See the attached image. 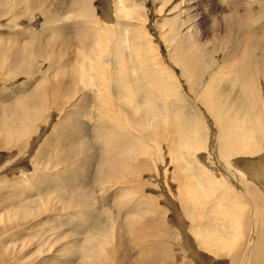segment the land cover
<instances>
[{
	"label": "bare ground",
	"instance_id": "obj_1",
	"mask_svg": "<svg viewBox=\"0 0 264 264\" xmlns=\"http://www.w3.org/2000/svg\"><path fill=\"white\" fill-rule=\"evenodd\" d=\"M45 1L48 0H0V20L7 18L6 22L0 24V28L13 26L11 31L7 30L10 34L0 38V97L10 96L6 103L2 104L0 101V152L6 154L0 155V264H62L64 259L68 258V248L73 253H78L83 244L88 247V253L79 252L80 258L74 264H264V87L260 86L259 92L254 91V95H251L256 96L259 103H263L261 111L260 108L253 109L256 115L249 118L250 113H243L246 109L242 107L246 105L247 100V104L250 102V96L246 92L249 88L247 86L250 85V89L254 90L257 77L264 84V26L250 22L254 17L253 14L252 18V15L249 16L250 6L239 5L240 0L238 3L233 0L232 6L224 8L220 21L215 22L214 17V20L210 19V22L215 23L211 36H203L202 40L195 38L199 41L195 47L192 46V40V44H189L186 38L179 40L173 46L168 59L187 79L189 78L188 85H185L187 92L192 94L197 88L193 97L191 96L194 103H197L196 106L202 108L205 114H216L211 119L216 128V156L219 149L225 165L223 170L220 167L225 176L222 178L235 181L233 185L230 184L231 181L228 185L224 183L225 187L220 191L219 188L200 181L197 172L194 173L195 167L200 165L202 160L201 156L200 160L195 157L200 151L195 146L199 127H192L188 121L186 136L189 137L183 138L180 134L184 130L179 124L186 121V118L179 116V105L177 111H173L164 97L167 94L176 97L172 94L176 88L172 83L161 88L157 67L152 70L153 66H149L157 57L152 58L153 54L152 59L150 56L146 57L150 50L145 53L146 59L143 61L139 52L137 55L133 54V58L129 54L126 55L129 56L128 67L133 63L131 57L135 70L130 69L143 74L141 79L146 84L141 89L145 96L136 106L133 99L137 97L133 88V75L131 76L129 68L127 74L121 73L122 56L114 54L111 49L112 42L120 41L115 39V36L113 39L109 37L118 32L114 28L117 24L111 26L110 17L108 18L111 8L106 7L105 12H102L110 27L94 31L87 29L90 33L77 39L84 54L83 59L88 62L89 72L84 73L82 64L85 61L78 64V70L76 65L70 62L72 59L58 62L47 56L49 51L60 55L62 46H73L69 43L73 37L69 36V28L74 25L64 23L68 29L63 30L60 35L65 34L66 40L59 38L61 41L56 42V39L51 46L47 45L49 41L41 43L34 39L48 36L42 37L41 34L52 26L50 6ZM53 1L55 3L50 4L54 5L52 9L55 12L64 9V5L58 4L61 0ZM83 2L87 4L89 0H69V3L66 1L69 4V12L72 13L77 7L79 9V6L81 8ZM244 2L246 1L242 3ZM14 3L19 6V10L10 7ZM118 4L123 2L118 0ZM106 5H109L108 0ZM123 7L120 8L121 14L129 17L131 13L123 11ZM86 10L84 12L88 14L89 9ZM90 14L88 16L92 15ZM39 17L41 20L37 19ZM19 19L22 20L18 21ZM260 20L257 22H261ZM32 28L40 31L32 32ZM103 30H107V33L102 35ZM12 36L14 41L5 38ZM126 39L127 37L124 44L127 43ZM211 45H217L216 51L222 47L223 55H218L220 60L216 59V62L215 59L209 58L214 62L215 73L209 75L210 68H202V74H205L202 80L199 78L201 82H197V76L201 72L198 71L195 57L210 52L214 54V48L212 51H206ZM74 48L76 47L73 46L72 53L76 51ZM104 55H112L111 59L116 56L121 62L114 61V65L108 64L105 70L102 62L100 63L102 58L105 59ZM46 62L48 67L44 70L38 68L45 66ZM67 68L70 70L67 71ZM73 70L75 74H71ZM113 70L116 77L112 73ZM18 74L24 77V82L10 87L12 79H16ZM122 75L127 78L124 80ZM114 78L121 82L114 81ZM74 79H79L84 85L87 83L84 89L95 92L79 94ZM231 79L240 80L227 83ZM221 85L227 86L223 87L227 91L221 93ZM134 86L136 87V84ZM188 88L191 90L188 91ZM18 90L20 92L13 93ZM162 93L163 97L160 99ZM112 94H123L122 100L117 99V95L112 97ZM151 97H157V102L165 112L157 119V124L166 129L165 131H150V126L154 125L152 123L156 122L159 115L158 103H152L149 100ZM178 101L184 102L177 97ZM237 104L240 108L236 107ZM85 105L96 109L97 115L93 125L79 119L86 108ZM236 110H241L242 119V115L237 116ZM256 110H259L258 113ZM169 113L171 114L168 117L166 114ZM70 120H75L76 123L74 121L71 124ZM246 123L249 125L244 126ZM129 129H132V134L128 132ZM168 131L172 139L167 141ZM94 135L97 138L91 141L89 138L95 139ZM164 143L167 144V152L160 156V145ZM151 144L158 156L151 152ZM86 145L91 147L92 154L88 151L87 155L83 153ZM76 152L84 154L78 158V163L73 158ZM190 157H194L195 161ZM25 161L26 168L21 165ZM190 161L194 163V168ZM15 163L22 167L17 169ZM241 163L252 165L242 166ZM95 164V174L98 172L99 179L92 195L86 187H70V183L77 182L79 177L82 179L90 174L95 175L92 173ZM230 166L232 168L228 170ZM12 167L16 169L13 170ZM215 177L207 180L216 183ZM66 180L68 182H64ZM6 182L10 183L9 186ZM85 185L87 186V183ZM117 186L119 188L116 189ZM58 189H62V192L56 191ZM105 189L107 190L104 191ZM216 190L220 191L221 196ZM16 200L25 204L18 207ZM105 207L112 210L110 221L105 216L106 231L96 234L94 242L82 241L80 237L86 236H83L84 230L79 222L85 216L84 212L93 213L97 218ZM68 220L72 221L69 230L61 227ZM62 251L68 254H61ZM82 253L86 254L85 258H82Z\"/></svg>",
	"mask_w": 264,
	"mask_h": 264
},
{
	"label": "rangeland",
	"instance_id": "obj_2",
	"mask_svg": "<svg viewBox=\"0 0 264 264\" xmlns=\"http://www.w3.org/2000/svg\"><path fill=\"white\" fill-rule=\"evenodd\" d=\"M61 1H63V3L61 2ZM58 4L59 5H61V6H63V10H61L60 9V11H58V12H55V10L54 9H52L53 8V6L51 5L52 3L54 4L55 2L53 1V0H48V1H45V3H47L50 7V9H49V11H51V12H49V16L51 17V19H50V23L52 24V26L50 25V30H48V31H46V32H44V33H42L41 34V36L42 35H44V36H46V35H48V36H46V37H44V38H34V39H36V42H41V43H47V41H49V43L47 44V45H49V46H51L53 43L52 42H55L56 41V39H57V41L56 42H60L61 40L60 39H62V40H64L63 38H65V40H66V36H65V34H62V35H60L61 33H63V30H65V31H67V29L68 28H65V25H64V23H70V25H74L73 27H71V28H69L70 29V31H69V36L70 37H72V39L69 41V43L71 44V45H73L74 47H76V48H74V49H76V51L74 52V53H72L73 52V46H69V47H64V46H62V49L59 51V53H60V55L59 54H55V53H53L52 54V52L50 53V51H49V53H48V57H51L50 59H52V60H54L55 61V59L56 60H58V62H67L68 60L70 61L71 59H72V61H70V62H72V64H75L76 65V67L78 68V70H80V66L78 65V64H80V63H83L82 61H85L84 59H83V51H81V49H80V47H79V45H78V43H77V39L80 37V36H84V37H86L87 36V34L86 33H90V32H88V30L90 29V30H92V31H94L95 29L96 30H98L99 28L100 29H107L108 27H110L109 25H107V23L105 22L106 20H105V17H103V14H102V12L104 11L105 12V8L107 7V9H110V14H109V10L107 11V9H106V11L108 12V18L110 17V19H109V21L111 20V26H113V25H115V24H117V25H115L114 26V28H116V31H118V32H114L113 33V31H112V33L113 34H111V35H109V37H110V39H113L114 38V36H115V39H117L119 42L117 43L116 41H114V42H112V44H111V49H112V52H114V54H121V56L122 57H120V59H121V61L118 59V58H116V56L113 58V59H111V57H112V55H110L109 57H107L106 55H104V56H106L105 57V59L104 58H102L103 59V61H100V63L105 67V70H106V66H109V65H111V64H113L114 65V61H120L121 63H120V65L122 66V70H121V73L122 74H127V68H129V71H130V73H131V76H132V78H133V88L135 89V92H136V94H137V97L136 98H133L134 99V104L137 106V104H139L142 100H143V96H145V94H143L142 92H141V89H142V87L144 86V81L141 79L142 78V76L141 75H143V74H141V73H139L137 70H136V72L135 71H133L132 69H130V68H133L134 70H135V68H134V60L132 59L133 58V54L134 55H137V52H139L140 53V56H141V60L143 61L144 59H146V57H149L150 56V59H152V58H154L155 56L157 57V60H152L151 62H150V64L151 65H149L150 67H152V70H153V68L155 69V66L157 67V78L160 80V84H161V88H163V87H167V86H169V85H171V83L173 84V86H174V88H176V89H174L173 91L174 92H172V94H174V96H176V97H173L172 95L170 96L169 94H167L166 96H164V97H166V100H167V102H169L168 103V105H169V108L170 109H174L173 111H175L176 110V108H177V106L179 105V107H180V111H177V112H179L180 113V115L179 116H181V117H184V119L186 118V121H183L182 123H180L179 124V127L181 128L182 127V129L184 130L183 132H181L180 134L183 136V138H185V137H189V136H186L187 134H186V130H187V127L189 126V122H191L190 124H192V127H199V135H198V139H196V143H195V146H197L196 148L198 149V150H200V151H198V150H196V152L198 151V153L196 154V159L198 160V158L200 157V158H202V160H200V158H199V160H200V163L202 164H200V165H197L196 167H195V169H196V171L194 172V173H196L197 172V174H198V176H197V178L198 179H200V181H205V182H207V183H209L210 185H213L215 188H219L220 189V191H222V189L225 187V185H224V183H226L227 185L229 184V182L231 181V185H233L234 184V180H225V179H223L222 177H225L224 176V173H221V171L223 170V167L225 166L224 164H223V162H222V158H221V152L219 151V149H218V151H217V154H218V156H216V141H217V139H216V128H214V122H213V120L211 119V117L212 116H216V114L215 113H211V112H206V114H205V112L202 110V108H199V107H197L196 105H197V103H194V100L191 98V96L193 97V92L195 91L196 92V89L197 88H195V90L192 92V94H189L190 92H187V89H186V86L185 85H188L187 84V81H189V78L187 79V77L185 76V75H183V73H182V71L179 69V68H177L176 66H174V63L172 64L168 59H169V53L172 51V48H173V46L175 45V44H177L178 42H179V40L181 41L182 39H188L187 41L188 42H190L189 44H192V41H193V44H192V46H196L197 45V43L199 42H197V40H195V38L196 39H201L203 36H211L212 34H213V30H215V28H214V26H215V23L212 21V22H210V19L212 18V17H214L215 18V20H214V18H212L215 22L216 21H220V19H221V17L224 15L223 13H224V8H228V6L230 7V6H232V1L233 0H121L122 2H123V4H118V0H108V2H109V5H111L112 7H110L109 5L107 6L106 5V2H107V0H92V1H90L89 0V2H87V4L86 3H84L83 2V5L81 6V8H80V6H79V9H77V8H75L74 10H73V14L71 13V12H69L70 10L68 9V6H69V0H61ZM66 1L68 2V3H66ZM126 1V2H125ZM241 1V2H240ZM235 0L234 2H236V3H238V2H240V3H238L239 5H242V4H246L249 8H248V11L250 12V15L249 16H251L252 14L254 15V17H253V15L251 16V18L253 19H251V21L250 22H252V23H254V25H256V23H258L257 24V26L258 25H261V26H264V24H261V23H264V3H263V1L264 0H249V1H247V0H243V1H246V2H244V3H242L243 1L242 0ZM90 2H91V4H90ZM227 2H229V3H227ZM248 2V3H247ZM253 2H254V5H253ZM257 2V3H256ZM51 3V4H50ZM89 3V4H88ZM144 3V4H143ZM226 3V4H225ZM252 3V4H251ZM215 4V5H214ZM218 4V5H217ZM262 5V7H261V5ZM6 5H8L7 3H6ZM117 5V6H116ZM128 6V9H127V6ZM142 5V6H141ZM214 5V6H213ZM225 5V6H224ZM227 5V6H226ZM243 5V6H244ZM9 6V5H8ZM65 6H67V8L65 7ZM114 6H115V8H114ZM123 6H126V8L125 7H123ZM132 6H133V8H132ZM212 6V7H211ZM218 6H220V7H218ZM254 6V7H253ZM10 7H12V8H15L16 10H19V6L17 5V4H13V6H10ZM92 9H91V8ZM119 7V8H118ZM122 7L124 8L123 9V11H127L128 13H131V14H129V17H126V16H123V14H121V9H122ZM137 7V8H136ZM252 7L254 8V9H252ZM259 7V8H258ZM84 8H86L87 10H88V14H86L85 12H84V10H86V9H84ZM114 8V9H113ZM117 8L119 9V14H121V15H119L118 13H117ZM121 8V9H120ZM212 10H211V9ZM213 8H214V10H216V11H214L213 10ZM216 8V9H215ZM220 8V9H219ZM256 8V9H255ZM68 9V10H67ZM104 9V10H103ZM116 9V10H115ZM136 9V10H135ZM190 9H192V10H190ZM217 9H219V11L217 10ZM250 9H252V11L250 10ZM257 9H260V10H257ZM52 10H54V12L52 11ZM86 10V11H87ZM93 10V12H91ZM129 10H131V11H129ZM223 10V11H222ZM257 10V11H256ZM64 11V12H63ZM79 11V12H78ZM114 13H113V12ZM133 11H135V12H133ZM213 11H214V13L216 12V15L213 13ZM260 13H259V12ZM63 12V13H62ZM78 13V14H75V13ZM81 12H83V13H81ZM90 12H91V14L93 15V13H94V16H92L91 14H90ZM103 12V13H104ZM58 13H60L59 15H58ZM70 13V14H69ZM82 14V16L80 15V14ZM85 13V14H84ZM112 13V14H111ZM137 13V15H135L134 16V14H136ZM213 15H212V14ZM221 13H222V15H221ZM255 13H257V14H255ZM263 13V14H262ZM51 14V15H50ZM91 15V16H88V15ZM133 14V15H132ZM64 15V16H63ZM74 15H75V17H74ZM77 15V16H76ZM86 15V16H85ZM102 15V16H101ZM112 17H111V16ZM256 15V16H255ZM63 16V17H62ZM82 18H81V17ZM134 16V17H133ZM58 17V18H57ZM74 17V18H73ZM77 17H79L78 19H77ZM92 17H94V18H92ZM104 19H103V18ZM116 17V18H115ZM131 17V18H130ZM256 17H258L259 19H257ZM90 20H89V19ZM114 18V19H113ZM135 18V19H134ZM250 18V17H249ZM260 18H262L261 20H260ZM37 19H39V20H41L40 19V17L39 18H37ZM65 19V20H64ZM82 19H83V21H82ZM94 19H95V21H94ZM97 19V20H96ZM101 19V20H100ZM6 20H7V18H3L2 20H0V24L2 25L4 22H6ZM20 20H22V19H19L18 21H20ZM39 20H38V22L37 23H39ZM61 20V21H60ZM85 20V21H84ZM114 22H113V21ZM116 20V21H115ZM257 20H260L261 22H257ZM263 20V21H262ZM58 21H60V22H58ZM90 21V22H89ZM96 21H98V23H96ZM100 21V22H99ZM254 21H256V22H254ZM21 22H26V21H21ZM55 22H56V24H55ZM60 23V24H58V23ZM102 22H104V23H102ZM116 22V23H115ZM85 23H86V26H85ZM88 23V24H87ZM97 25H96V24ZM89 24H91V25H89ZM95 24V25H94ZM102 24H104V25H102ZM105 24H106V26H105ZM55 25V26H54ZM58 26H59V28H58ZM79 26V27H78ZM85 26V27H84ZM91 26H93L92 28H90ZM95 26V27H94ZM98 28H97V27ZM100 26V27H99ZM224 26V25H223ZM256 26V27H257ZM89 27V28H88ZM7 28V29H6ZM13 28V26H10L9 28L8 27H2V28H0V38H2L4 35H8V34H10V32H8V31H11V29ZM79 28V29H78ZM81 28V29H80ZM33 30H31L32 32H39L40 31V29H34V28H32ZM55 29H56V31H55ZM57 29H59V31L57 30ZM60 29H62V30H60ZM78 29V30H77ZM88 29V30H87ZM8 30V31H7ZM36 30V31H35ZM72 30V31H71ZM80 30V31H79ZM81 30H83V31H81ZM89 30V31H90ZM61 31V32H60ZM75 31V32H74ZM78 31V32H77ZM87 31V32H86ZM36 32V33H37ZM57 32V33H56ZM59 32V33H58ZM85 34H84V33ZM104 32H106L107 33V30H103L102 31V35H103V33ZM200 35H199V34ZM54 34H56L57 35V37H56V35H54ZM82 34V35H81ZM116 34V35H115ZM209 34V35H208ZM54 35V36H53ZM72 35V36H71ZM127 35V36H126ZM191 35V36H190ZM60 36V37H59ZM61 36H62V38H61ZM124 36H126L127 37V39H126V41H127V43L126 44H124V39L126 38H124ZM193 36V37H192ZM13 37L14 36H12V37H5V38H10L12 41H14V39H13ZM43 37V36H42ZM49 37V38H48ZM51 37L53 38V39H51ZM76 37V38H75ZM60 38V39H59ZM190 38V39H189ZM47 39V40H46ZM50 39V40H49ZM203 39V38H202ZM201 39V40H202ZM39 40V41H38ZM53 40V41H52ZM55 40V41H54ZM59 40V41H58ZM121 40H123V41H121ZM192 40V41H191ZM195 40V41H194ZM42 41H44V42H42ZM76 42V44H74ZM123 42V43H122ZM194 42H196L195 44H194ZM52 43V44H51ZM73 43V44H72ZM121 43V44H120ZM69 44V45H70ZM54 47H53V49H55V45H53ZM78 46V47H77ZM190 46V45H189ZM50 48V47H49ZM67 48V49H66ZM71 48V49H70ZM125 48H126V50H125ZM214 48V54H212L211 52L210 53H207V54H205V55H200V57L199 56H196L197 57V59H196V57H195V60H196V64H197V66H198V71H200L201 72V74H198V76H197V82L199 81V82H201L200 80H202V78H203V75L205 74V73H203L202 74V68H205V69H209L210 68V70H209V75L210 74H214L215 73V69H214V62H216L217 60L216 59H218L217 57H218V55L220 56V57H222V55H223V50H222V47H219V49L216 51V48H217V45H211L206 51H212V49ZM221 48V49H220ZM80 49V50H79ZM133 49V50H132ZM136 51H135V50ZM66 50V51H65ZM104 50V49H103ZM132 50V51H131ZM149 50H150V52H149ZM222 50V51H221ZM63 51V53L61 54V52ZM128 51V52H127ZM134 51V52H133ZM80 52V53H79ZM107 52V51H106ZM147 52H149L148 54H147ZM77 53V54H76ZM82 53V54H81ZM124 53V54H123ZM126 53V54H125ZM136 53V54H135ZM138 53V54H139ZM147 54V56H146V54ZM206 53V52H205ZM54 54H55V56H54ZM127 54H129V55H131V57H130V59L133 61V63H131L130 65L131 66H129L128 67V65H127V63H128V57L129 56H126ZM150 54V55H149ZM151 54H153V57L151 56ZM52 55V56H51ZM80 55V56H79ZM124 55H125V57H124ZM53 56H54V59H53ZM63 56V57H62ZM66 56V57H65ZM146 56V57H145ZM211 56V57H210ZM215 56V57H214ZM56 57V58H55ZM58 57H60V58H58ZM62 57V58H61ZM70 57V58H69ZM77 57V58H76ZM152 57V58H151ZM203 57V58H202ZM220 57H219V59H218V61L220 60ZM58 58V59H57ZM66 58H68V59H66ZM165 58L168 60H165ZM212 59H215V61L212 63L211 62V60ZM61 59V60H60ZM65 59V60H64ZM75 59V60H74ZM82 59V60H81ZM207 59H209L208 60V62L206 61ZM64 60V61H63ZM130 60V61H131ZM163 60V61H162ZM74 61H77V62H74ZM131 61V62H132ZM166 61V62H165ZM202 61V62H201ZM104 62V63H103ZM165 62V63H164ZM167 62H169V63H167ZM201 62V63H200ZM139 63V62H138ZM86 64V65H85ZM109 64V65H108ZM132 64H133V66H132ZM169 64V65H168ZM83 72L85 73H87V72H89V70H88V62L87 61H85L83 64ZM84 65H85V67H84ZM40 66V65H39ZM170 66V67H169ZM212 66H213V68H212ZM45 67H48V64H47V62L45 63V66L44 65H42V67L40 66V67H38V68H40L41 70H44L45 69ZM147 67H148V64H147ZM146 67V68H147ZM109 70L111 69V68H108ZM117 67H116V71H117ZM172 71H171V70ZM176 69V70H175ZM67 71L68 70H70L69 68H67L66 69ZM86 70V71H85ZM211 70H213L214 72H212ZM66 71V72H67ZM134 72V74H133V72ZM174 71V72H173ZM211 71V72H210ZM126 72V73H125ZM149 72V71H148ZM180 72V73H179ZM112 73H113V75H114V77H116V72H114V70L112 71ZM169 73H171L170 74V76H169ZM71 74H75V70H73V72L71 73ZM179 74V75H178ZM139 75V76H138ZM176 75V76H175ZM20 76H21V78H20ZM181 76V77H180ZM183 76H185V77H183ZM122 77L124 78V80L127 78V76L126 75H122ZM139 77V78H138ZM231 77H233V76H231ZM24 77L22 76V75H19L18 74V76H17V78L16 79H12L13 80V83H11V85H9L10 87H12V86H17V85H20V84H22L23 82H24V79H23ZM183 78V79H182ZM185 78V79H184ZM199 78H201L200 80H199ZM75 80V84H76V88H77V86H78V93L80 94L81 92H82V94H89L88 92H91V93H94V92H92V91H90V90H86V88L84 89V87H85V85H87V83L84 85L83 83H82V81H79V79H74ZM96 81H95V83H97V85H98V82H97V79H95ZM114 81H117L116 80V78H114L113 79ZM240 79H238L237 81H235V80H229L227 83H232V82H238ZM255 80V82H256V79H254ZM232 81V82H231ZM78 82H80V84H82L81 86H80V84L78 83ZM87 82H88V80H87ZM90 82V81H89ZM88 82V83H89ZM117 82H121V80L119 81V79H118V81ZM128 82H129V80H128ZM257 83V84H256ZM255 84V89L254 90H251L250 88H251V86L249 85V86H247V87H249L248 88V90L250 91V93H249V91L247 90L246 92H247V94H249V96H250V98H249V104H247L248 103V100H247V103H246V108H245V106H242V107H244L243 109H246L245 111H243V113H247L248 115H249V113H250V115H249V118H253L256 114H254L255 113V109H258V108H260L259 110L261 111L262 110V108H263V103H259L258 101H257V99H256V96L255 97H251V95H254V91H257V92H259V87L261 86V87H264V84L262 83V82H260V79L257 77V82H256ZM14 84V85H13ZM136 84V87L134 86ZM129 85V84H128ZM131 85H132V83H131ZM146 85V84H145ZM195 85V84H194ZM14 86V87H15ZM112 86H115V85H112ZM257 86V87H256ZM223 87L224 88H226L227 86H222L221 85V89H220V91H222L221 93H223V92H225V91H227L226 89H223ZM84 90V91H82V89ZM172 89H173V87L171 88V91H172ZM236 89H238V88H236ZM81 90V91H80ZM164 93H166V91L165 90H163V89H161ZM191 90V88H188V91H190ZM114 91H116L115 90V88H114ZM171 91H167V93H170ZM18 92H20L19 90L17 91V92H13V93H18ZM134 92V93H135ZM138 92V93H137ZM264 92V91H263ZM13 93H11V94H13ZM78 94V95H79ZM139 94V95H138ZM113 95L114 96H116L115 94H112V97H113ZM121 95V94H120ZM120 95H117L116 96V98L117 99H119V100H122V96H123V94L121 95V97H120ZM168 95H169V97H168ZM9 95H7V96H2V97H0V101H2L1 103L2 104H4V103H6V100H10V96L8 97ZM140 96H142L141 98H140ZM190 96V97H189ZM233 96H234V94H233ZM6 97V98H5ZM76 97V96H75ZM139 97V98H138ZM163 97V93L161 94V97H160V99ZM177 97H178V100H183L184 102H182V101H178L177 102ZM170 98H172V100L170 101ZM74 99V97L71 99V101ZM135 99H136V101H135ZM139 99H141V100H139ZM185 99V100H184ZM224 99H226V97L224 96ZM244 99V98H243ZM4 100V101H3ZM138 100V101H137ZM149 100L152 102V103H154L155 105L158 103L157 102V97H154V98H149ZM4 102V103H3ZM244 102H246V100L244 99ZM199 103V102H198ZM257 103H259V105L257 104ZM257 104V106H259V107H257V106H255ZM88 105V104H87ZM87 105H85V110H84V112H82L81 113V116H79L80 118V121L82 120V122H84V123H86V124H90V125H93L94 124V121H95V117H96V109L95 108H91V107H88ZM167 105V106H168ZM188 105V106H187ZM252 105H254V106H252ZM158 116H157V118H156V122L154 121L153 123H152V125L153 126H150V131H153V130H155V129H157V130H159V132H161L162 130H166V129H162L161 128V126H159L158 124H157V119H160L161 118V114H162V112H163V110H162V107H161V105L158 103ZM173 106V107H172ZM247 106H249V108L247 107ZM251 106V107H250ZM261 106V107H260ZM152 107H153V105H152ZM236 107H238V108H240V105H236ZM242 107H241V109H242ZM250 108H251V110H250ZM178 109V108H177ZM247 109H249V110H247ZM254 109V110H253ZM169 110V109H168ZM253 110V111H252ZM258 110V111H259ZM189 111V112H188ZM235 111V110H234ZM239 110H236V112H238ZM249 111V112H248ZM258 111L256 110V113H258ZM254 112V113H253ZM165 112H163V114H164ZM166 113H168V112H166ZM189 113V114H188ZM224 112H220V114H223ZM245 113V114H246ZM170 114L171 113H169V114H166L168 117L170 116ZM236 114V113H235ZM93 115V116H92ZM237 115V114H236ZM242 115V112H241V110H240V112H238V115L237 116H241ZM248 115H247V117H248ZM254 115V116H253ZM195 116H197L196 117V120L194 119L195 118ZM252 116V117H251ZM263 116H264V114H263ZM189 117H190V119H189ZM198 118V119H197ZM241 119L243 118V115L240 117ZM264 118V117H263ZM190 120H192V121H190ZM75 121V120H74ZM74 121H72V120H70L69 121V123H73ZM93 121V122H92ZM189 121V122H188ZM248 121V120H247ZM185 122V123H184ZM71 123V124H72ZM75 123H76V121H75ZM188 124V125H187ZM247 125H249V124H245L244 126H247ZM185 127V128H184ZM162 129V130H161ZM48 130H50V129H48ZM68 131H69V129H68ZM89 131V130H88ZM93 132H94V130H92ZM39 132V131H38ZM92 132V133H93ZM128 132L130 133V134H132V129H129L128 130ZM91 133V131L88 133V134H90ZM215 133V134H214ZM167 141L169 140V139H172L171 137H172V135L170 136L169 135V131L167 132ZM94 137H95V139L92 137V138H89L91 141H95L96 140V136L94 135ZM200 137V138H199ZM87 139V138H86ZM189 139V138H188ZM190 140V139H189ZM95 145H96V143H95ZM70 146V145H69ZM90 146H88L87 147V145H86V149H84L85 151H86V153H85V151L83 152L85 155H87V153L89 152L90 154H92L91 153V147L89 148ZM149 147H150V150H151V152L153 153V155H156V156H158V153H157V151H156V149L153 147V144H151V146L149 145ZM160 156H162V154H163V152H167V144L166 143H164V144H161L160 145ZM199 147V148H198ZM95 149V148H94ZM96 150H97V146H96ZM88 151V152H87ZM1 154L0 155H3V156H6V154L5 153H2V152H0ZM78 152H76V153H74V160H76V162L78 163V160L82 157V155H84L83 153H78ZM88 153V154H89ZM101 153L102 152H100L99 153V156H101ZM200 154H202V155H200ZM215 155V156H214ZM80 157V158H79ZM235 157H237V156H235ZM79 158V159H78ZM190 159L194 162L195 161V159H194V157H190ZM7 161V160H6ZM28 161V160H27ZM192 161H190L191 162V166H192V168H194V163L192 162ZM220 161V162H219ZM6 162H4V164H5ZM23 163H25V164H23ZM27 162L25 161V162H22V164H21V162H20V164L21 165H23V167H27V164H26ZM15 164H17L18 165V167H17V165H14L17 169H19L20 167H22L19 163H15ZM241 164H243L242 166H250V165H252V164H245V163H241ZM15 167H12L13 168V170L14 169H16ZM220 167H222L221 169H220ZM232 168V166H230L229 168H228V170L229 169H231ZM93 172L92 173H94L95 174V170H96V164L95 165H93ZM19 171V170H18ZM220 171V172H219ZM218 172V173H217ZM222 172H224V171H222ZM83 174V173H82ZM81 174V176H83ZM220 174V176H218ZM4 177H5V175H3ZM212 176H216L215 178H214V181L216 182V183H214V182H212V181H210V180H207L208 178H210V177H212ZM218 176V177H217ZM7 177V176H6ZM1 179H3V178H1ZM98 179H99V174H98V172L95 174V175H89L88 177L87 176H84L82 179L79 177V180L77 181V182H74V181H72L71 183H70V187H75V186H78V187H86V189L88 188V190H89V192H91L90 194L92 195L93 194V192H94V190H95V186H96V183H97V181H98ZM233 179V178H232ZM81 181H82V184H81ZM64 182H68L67 180L66 181H64ZM87 183V186L85 185ZM3 184H5V183H3ZM9 184L10 183H8V182H6V185L7 186H9ZM66 184H68V183H66ZM77 184V185H76ZM81 184V185H80ZM117 188H119V186H117L116 187V189ZM108 189V188H107ZM107 189H105L104 191H106ZM56 191H61L62 192V189H58V190H56ZM217 191V193H218V195H220L221 196V193H220V191H218V190H216ZM96 192H97V190H96ZM38 197H40V195H38ZM51 198V197H50ZM17 202H16V205L18 206V207H20L21 205H23V204H25V203H23V204H21L20 203V201H18V200H16ZM86 201L87 202H89L90 203V201H88L87 199H86ZM23 207H25L26 208V206L24 205ZM111 212H112V210H110V209H108L107 207H105L104 208V210H102L101 211V214L96 218V215L95 214H90V212H84V214H85V216H83L82 217V221L80 220V222H79V224L82 226V229L84 230L83 232H84V234H83V236H89V237H85V238H83L82 236L80 237V239H83L82 241H88V242H94V240H95V237H96V234H100V233H103L104 231H106L105 230V227H107L106 226V224H105V222L106 221H104V220H106V217L109 219V221L111 220L110 218H109V216H110V214H111ZM90 214V215H89ZM94 217H93V216ZM86 216L88 217V218H86ZM106 216V217H105ZM100 217L101 218H103V219H100ZM100 219V220H99ZM91 220V221H90ZM102 220H103V222H102ZM94 221V222H93ZM88 222V223H87ZM93 222V223H92ZM70 223V224H69ZM102 225H101V224ZM91 225H94L93 227L91 226ZM99 225V226H98ZM101 225V226H100ZM108 225V224H107ZM72 227V221L71 220H68V221H65V224H62L61 225V227H63V228H65V229H67V230H69L70 229V227ZM89 226H91V227H89ZM68 227V228H67ZM87 227L89 228V229H87ZM98 227V228H97ZM102 227V228H101ZM91 228V229H90ZM85 229H86V231H85ZM101 229H103L102 231H101ZM57 230H59L60 231V229H57ZM100 230V231H99ZM82 232V233H83ZM92 233V234H91ZM86 234V235H85ZM91 235V236H90ZM41 239V238H40ZM88 239V240H87ZM63 241V240H62ZM48 244H50V240L48 241ZM84 249V250H83ZM86 249H88V247L86 246V245H82L81 246V248H80V251L79 252H84V253H88L87 252V250ZM70 248H68V253L67 252H63L62 251V253L61 254H63L64 253V255H67L68 254V258L66 257L65 259H64V262L62 263V264H74L75 263V261L76 260H78L79 258H80V254H78V253H76V252H72V250H70ZM86 250V251H85ZM84 253H82L81 254V256H82V258H85V256H86V254L84 255ZM70 255V256H69ZM73 255V256H72ZM72 256V257H71ZM74 256H76L75 258H74ZM57 257H58V255H57ZM71 257V258H70ZM55 262H56V260H55ZM195 263V262H194ZM54 264H60V263H54Z\"/></svg>",
	"mask_w": 264,
	"mask_h": 264
}]
</instances>
